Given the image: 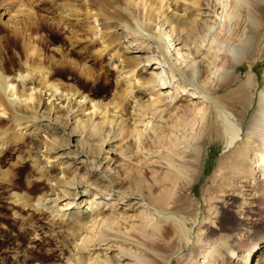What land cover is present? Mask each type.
Returning <instances> with one entry per match:
<instances>
[{
  "label": "rangeland",
  "instance_id": "obj_1",
  "mask_svg": "<svg viewBox=\"0 0 264 264\" xmlns=\"http://www.w3.org/2000/svg\"><path fill=\"white\" fill-rule=\"evenodd\" d=\"M54 1L55 4L62 0ZM82 1L76 6L81 14L90 9L101 15L109 11L102 5L105 0ZM52 4L39 0H0L3 66L8 72L23 71L30 63L55 67L51 79L61 87L78 89L85 98L73 99L74 103L79 100L84 113L96 112L104 122L97 129L89 130V125L80 119L61 117L58 122L50 123L40 118L34 108L25 105L35 104L40 98L44 107L54 103L63 110L67 100L59 102L43 95L44 92L40 94L36 83L29 84L22 98L27 99L24 100L25 113L36 118L32 125L13 129L15 121L0 110V130H10L11 136L17 131L22 134L19 141L8 144L0 154V264H64L68 258L76 264H101L102 259L111 264H201L205 253L211 257L207 264H240L241 251L257 236L264 235V221L256 220L259 214L264 218V213L258 211L263 204H259L258 192L252 188L258 175L251 174L249 169L251 162H257L258 158L253 156L252 149L247 150L249 142L246 140V123L255 108L257 93L264 85V58L255 54L240 62L235 69L237 81L218 90L222 94L233 90L223 100L238 134L230 146L203 135L202 131L199 133L200 128L192 135L188 130L189 139H193L191 144L196 136L205 138L201 139L202 151L194 179L179 190L185 174L178 176L179 172L173 171L175 166L181 167L191 158L192 151H186L187 147L173 128L183 123L184 114L193 117L192 111L204 103L181 95L183 77L172 71L155 43L125 34L117 25L121 19L104 20L102 25L101 18H92L93 27H89L88 22L92 19L85 21L86 24L70 26L59 19ZM189 6L187 0H170L168 11L180 16ZM128 7L138 26L163 37V48L170 49L171 61L176 67L185 68L187 77L192 76L199 54L219 36L220 16L192 39L190 53H187L182 45L184 30L174 35L168 27L160 29L153 16L150 19L136 6ZM6 8L13 14L15 28L2 21L7 18L1 15ZM242 9L248 12L245 7ZM193 12L192 8L187 13ZM236 14L229 25V32H235L234 36L227 39L219 36L222 41L219 47L230 44L239 49L248 44L254 50L257 35L255 27L251 28L252 20H247L243 10L235 6L231 15ZM172 38L178 43L167 46ZM127 41L138 47L137 57L128 58ZM203 53L208 56L204 61H210L209 54L213 52ZM223 55L222 52L212 54L218 60ZM144 58L156 60L159 66L156 70L162 74V89L174 91L172 94L177 92V98L171 106H166L164 100L154 106L164 109L162 119L145 118L141 120L142 125L140 121L132 130L135 115L146 112L131 108L132 99L142 102L154 98L141 86V76L150 79L147 75L150 69L142 72L149 68L144 63L150 62ZM219 67V64L211 65L208 72L196 77V82L207 89L224 79L230 81L233 75L219 74V81L216 79L217 73L223 70L221 66L218 71ZM230 69L231 66L224 68ZM173 74V88H166L168 77ZM194 103L197 104L194 106ZM119 114L126 119L123 139L111 141L109 126L115 125L114 115ZM148 122L151 128L146 127ZM169 155H174L173 164L168 161ZM241 159L246 161L245 168L237 166ZM220 175L224 178L221 182L217 180ZM229 183L238 189H231ZM243 189L249 190L236 198ZM15 194L21 200L17 196L15 199ZM148 202L157 208L169 207L177 213H198L188 244L176 231L162 234L151 228V209L141 205ZM208 210L215 215L213 222L208 223L207 228H200L197 223L207 219ZM54 213H57L56 218L52 216ZM103 218H110L109 229L102 225Z\"/></svg>",
  "mask_w": 264,
  "mask_h": 264
},
{
  "label": "bare ground",
  "instance_id": "obj_2",
  "mask_svg": "<svg viewBox=\"0 0 264 264\" xmlns=\"http://www.w3.org/2000/svg\"><path fill=\"white\" fill-rule=\"evenodd\" d=\"M45 1L49 3L53 2L52 5L56 12V15L60 20L64 21L66 25L70 26L78 25L85 21L87 22L88 19L91 20L92 18H101L100 24L102 25H104V20L115 18L121 19L120 21H118L117 25L119 28H121L122 31L125 32V34L137 36L145 40L147 43H155V47L159 49V52L163 59L169 62L172 71L180 74L183 77L181 79V95H185L186 97H188V100L192 99V97H195L198 103H204V105L192 111L193 117H187L186 114H184L183 123L179 126V128H173V126H171V128H173L177 132L176 134H178V136L180 135L179 137L182 143H184V145L187 147L186 151H192L191 158L186 159L185 163H183V166H175V171H173L176 174L179 172L178 176L181 175L180 173L182 172H184L185 174L179 184V190H182L183 187L188 186L192 182L198 168L199 158L202 151V142L205 137L200 138L196 136L197 139L191 144L192 138L189 139V137H191L196 128H200L199 133L200 131H202V134L205 136H212L215 139L226 142L227 146H230L232 144V141L238 137V134L234 131L235 127L233 125V122L223 103V100L227 99L228 95L232 93L233 90H229L226 94L219 93L218 90L221 88H227L228 86L230 87L237 81L238 74L235 72V69L240 62L254 57L255 54H258L264 58V0H187V3H190L191 7L189 6L190 9L185 8L184 10L188 12L193 8L194 12H186L185 14L180 16L176 15L175 12L168 11L170 7V0H165V2H163V0H105L102 5L108 7L109 11L107 12V14L103 15L95 11L93 12L92 9L87 10L88 13L81 14L78 7L76 6L82 4V0H62L61 2L55 4L54 0H39V2ZM246 4H248L249 7H246ZM131 5L136 6L140 11H143V13L146 12V16L150 19L153 16L152 19L157 20L160 29L168 27L169 31H171L172 34L174 33V35H176V32L184 30L186 32V35L184 37V42L182 45L185 47L187 53H190V43H192V39L196 35H198V33H203L205 29H208L210 27V23L214 22V19L218 16H220V18H218L222 22L218 31L219 36L222 39L230 38L232 37V35L234 36L235 32H229V25L230 22L237 17V14H239L237 13L236 15H231V9L236 6L238 7V10H243L244 16L247 17V20H252L251 28L255 27L256 29L255 33L257 35V38L254 50L253 47H250V45L248 44L239 49H234V47L232 48V45L230 44L224 47H219V43H221L222 41L218 39L219 36L217 35L215 39H212V42L210 43L208 49L204 48V51H207V53L213 52L216 55L217 52H222L224 54L223 57L218 60L217 58L212 56L213 53H211L209 54L210 61L205 62L204 58L207 55H204V51H202L199 54V59L196 60L197 66L195 67V69H193L191 73L192 76L187 77L188 74L186 75V72L184 70L185 68L182 70L176 67L174 61H171L172 55L170 49L168 47L163 48V37L160 36V34L159 36H157V34H154L151 31L142 28L141 26H138V23L133 19V15H131L132 13L128 7ZM243 7H245L248 12L242 9ZM1 15L7 16L5 20H2L4 24L13 26V28H15L16 22L12 18L13 14L10 13L8 8H6ZM93 19L91 20V22L88 21L89 23H91V26L89 25V27H93ZM173 43H178V40L176 41V39L172 38L168 41V45H166L169 46V44H171L172 46ZM127 44L130 46V49L128 50L130 55L128 56V58L137 57V55H135V52L138 51V47L132 46L133 42L127 41ZM85 47L86 45L84 46V48ZM196 47L199 48L198 44ZM195 52L198 53V50H195ZM1 58L0 110L4 112L6 111L9 114L8 118L15 121L13 123V129H21L30 126L32 125L33 121L36 120V118L32 115L25 113L24 105L26 103L24 100L27 99H22L27 94L29 84L32 83H36L40 87V94L44 92L43 95L46 94L48 95V97L59 100V102H64L67 100V106L63 110H60V107L57 104L55 105L54 103L49 104L48 107H46L47 105L44 107L42 99L40 98H37L35 104H31L33 106L25 105L30 109L34 108V110L39 114L40 118H45L50 123L58 122L59 118L61 117H70V119L75 118V120L80 119L81 121L89 125V130L95 128L97 129V126L104 122V118L97 115L96 112L92 111L90 113H84L82 111V109L80 108L81 106L79 105V100L81 98L84 99L85 96L82 95L78 89L72 86L61 87L58 83L51 79V75L55 67H45L42 65H34V63H30V65L24 66L25 69L23 71H20L19 69H12L10 70V72H8L3 66ZM144 61H150L147 64L144 63V65H149V68H145L144 70H142V72H145L147 71V69H150V71L147 73V75L150 76V79H145V77L142 78L141 76V86H144L147 90H149V92L154 95V98L142 102H136L132 99L131 102L134 105L131 106L130 103L129 106L131 108L140 110V112L146 111L135 115V117L133 118L134 126L132 130H135L136 125L145 118L154 119L155 117L156 119H162L164 109H162L161 107L154 108V106L160 103L161 100H164L166 102V106H171V103L177 98V92L172 94L174 91L170 92L169 90L164 91V89H162L163 85L162 83H160L162 74L161 71L156 70L159 68V66L155 64L156 60H148V58H144ZM150 63H152L153 65ZM218 64L220 65V67L217 70L221 71V66L223 67V70L222 73H217V80L219 74L221 76L223 75V77L227 75H233V78L230 81L224 79L222 83L216 84L215 87H211V85H209V88L207 89H205L203 86H200L198 82H196V77L202 75V73L208 72L211 65ZM228 66H231V69L224 70V68ZM75 68L77 70L79 69V67ZM173 77L174 74L171 75V77H168L169 85L166 86V88H173V82L175 81ZM248 78L252 80L253 76L249 74ZM76 98H79V100L78 102L74 103L73 99ZM196 104L197 103H194L193 105L195 106ZM132 112L133 111L129 112V114H132ZM78 116H80V118H78ZM114 117L115 125L112 127L109 126L108 130V134L111 136L109 140L119 141L123 139L122 133L123 131H125L124 126L126 125V123L124 122L126 119L122 118V114L114 115ZM97 118L99 120L95 121ZM149 122H151V120H149ZM149 122L146 123V127L148 126V128H151ZM142 124L143 121H141V125ZM199 124L201 126H198ZM130 126L131 124H129V128H127V130L130 129ZM246 127L248 130L246 140L249 142V144L247 145L249 148L247 150L251 151L252 149L253 156H257L258 158L257 162H251L249 168L251 174L255 173V175H258L252 188H254L258 192L257 200L261 201V203L259 204H263L262 207H258V211L259 213H264V202H262L264 197V85L257 93V102L252 114L248 118ZM188 130L191 135H189ZM10 133V130L7 129L3 131L0 130V154L2 153L3 148H5L11 142L13 143L19 141L22 136V134L18 131L12 136L10 135ZM202 138L203 140H201ZM177 143L179 142L177 141ZM254 143L255 146L253 147ZM168 157L170 160H167L173 164L174 155H169ZM237 166H242V168H245L247 166L246 161L241 159L238 162ZM37 169L41 171L40 167ZM223 179L224 178L220 175L217 180L221 182ZM214 183L216 184L218 182L215 181ZM229 185L231 189H238V187L232 183H229ZM248 190L249 189H243V192L241 191V194H236L235 197L240 198L246 195V191ZM16 196L19 197V195L15 194V199L17 198ZM68 204H70V202H68ZM147 204L148 205H141L148 210L151 209V218L149 221L151 222L152 229H156L162 234L176 231L180 239L184 240L187 244L189 243L190 238L192 237L193 230L196 226L198 216L197 212H195V214H189L186 212L177 213L175 211H172L169 207L157 208L152 202H148ZM58 210H60V208L56 209L55 212H57ZM98 213L99 212L96 213V216L99 215ZM206 214L207 219H204L201 223H197V226L199 225L200 228L206 227L208 226V223L213 222L212 218L215 215L211 213L210 210H208ZM56 215L57 213H54L52 215L53 218H56ZM108 220H110V218H103L101 220V223L103 226L109 229L110 222ZM256 220L264 221V218L261 214H259V219ZM159 232L158 234H160ZM239 257V261L241 262L240 264H264V235L262 234L260 236H257L256 240H254L252 244L249 245V247L241 251ZM210 258L211 257L209 256V254L205 253L204 260L201 262V264H207ZM100 261L101 264H111L106 259H102ZM64 264L76 263L68 258V260H66Z\"/></svg>",
  "mask_w": 264,
  "mask_h": 264
}]
</instances>
